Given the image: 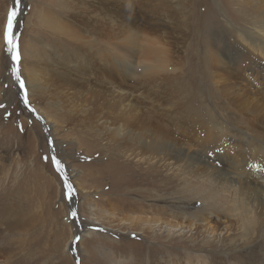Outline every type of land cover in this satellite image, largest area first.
I'll use <instances>...</instances> for the list:
<instances>
[{
    "label": "rangeland",
    "instance_id": "374dc122",
    "mask_svg": "<svg viewBox=\"0 0 264 264\" xmlns=\"http://www.w3.org/2000/svg\"><path fill=\"white\" fill-rule=\"evenodd\" d=\"M139 1L143 2L146 18L158 20L160 29L146 28L145 18L137 21L131 17V11L130 15L121 7L97 3V42L113 40L117 30H123L134 33L135 41L141 42L139 34L145 33L161 44L170 45L171 63L159 70L158 77L152 75L149 65L146 74L142 73L147 64L136 60L128 67L132 78L129 82L144 86L147 99L156 97L166 107L176 110L182 125L175 124L172 118L162 120L156 115L157 109L150 107L149 118L140 131L145 136L148 127L154 126L168 142L166 152L174 153L183 162L187 158L197 162L199 156H188L174 144L195 140L218 121L242 128L246 114L264 112L260 84L246 91L233 90L238 86L227 85L218 78V67L209 61L217 50L210 45L212 34L224 36L228 32L227 24L245 26L254 12L253 0ZM63 2L21 0L13 28L20 54L18 79L14 70L17 62L12 59L13 52L7 50L5 40V25L14 0H0V199H3L2 208H16L17 218L11 223L0 219V261L5 264H145L146 261L168 264L186 250H201L206 230L213 232L210 239L214 240L219 228L215 220L225 226L221 238L228 236L224 238L225 244L214 243L207 250L218 255L229 253L227 248L232 245L233 234L226 232L236 231L234 221L225 214L210 221L173 214L171 204L189 197L180 177L168 172L159 161L149 165L128 156L127 145L136 142L137 136L133 140L129 136L121 138L117 131H111L113 126L107 128L101 124L104 114L113 118L124 114L129 106L124 107L118 100L111 106L102 102L96 118L85 115L74 96L63 97L60 93V99L52 88L47 89L52 96L46 90L42 97L31 91L26 73L32 71L39 57L47 55L65 63L72 61L69 40L45 26L41 17L45 9L69 17ZM141 15L145 17L144 12ZM104 16L110 19H101ZM115 18L117 21L112 23ZM48 22L54 24L51 19ZM226 53L231 54V59L236 57L232 49ZM108 75L116 74L97 62V104L107 94L102 84ZM89 86L96 84L92 82ZM112 159H117L121 168L112 164L116 163ZM57 160L62 168H58ZM152 169L158 177L155 172L152 174ZM67 184L72 185L74 195L72 192L69 195ZM157 219V223H150ZM85 223L93 228H86ZM176 224H183L181 236L164 230L165 226ZM262 245L261 230L232 250L249 262L248 254L251 251L261 254ZM249 264H264V261L256 255Z\"/></svg>",
    "mask_w": 264,
    "mask_h": 264
},
{
    "label": "bare ground",
    "instance_id": "6f19581e",
    "mask_svg": "<svg viewBox=\"0 0 264 264\" xmlns=\"http://www.w3.org/2000/svg\"><path fill=\"white\" fill-rule=\"evenodd\" d=\"M63 1V5L69 10V17L51 14L47 9L41 11V17L45 26H49L69 40L68 50L72 61L65 63L62 59L47 55L39 57L32 71L26 73L31 91L42 97L46 90L52 96L50 90L47 91L48 88H52L53 91H57L56 95L60 99V93L63 97L65 94L69 97L74 96L77 98L80 110L85 115L96 118L102 102L111 106L118 100L121 105L124 103V107L129 106L124 114H117L113 118H110L109 114L99 117L102 119L101 124L107 128L113 126L111 131H117L121 138L129 136L133 140L134 136H137L136 142L127 145L128 156L136 158L138 162L145 161L149 165L159 161L168 172L180 177L189 197L181 203H172L171 212L181 218H195L196 221L215 220L216 216L225 214L234 221L235 230L238 232L233 229H228L226 232L233 234L232 245L227 248L229 253L218 255L212 250H207L214 243L225 244L224 238L228 236L221 238L225 226L222 227L219 220H215L219 228L214 240L210 239L213 232L206 230L201 250H191L192 252L186 250L187 252L185 251L179 259L169 260L168 264H249L250 259L256 255H260L264 261V245L261 254L256 251L248 254L249 262L244 261L242 254L232 250L235 245L245 243L261 230L264 236V112L261 115L246 114L245 125L242 128L218 121L212 123L213 125L210 124L212 127L207 128L206 132L197 136L195 140L178 144L170 142L188 156H199L197 162H191V158L183 162V159L174 153L164 150L168 142L159 136L161 133L152 128L154 126L148 127L145 136L140 131V126H143L149 118L150 107L157 109L156 115L162 120L172 118L175 124L182 125L176 110L166 107L165 103L156 97L147 99L144 86H140L135 81L129 82L132 78L128 67L136 60L147 64V67L141 70L142 73L149 65L152 75L158 77L159 70L167 68L171 63L170 45L161 44L145 33L144 36L139 34L142 37L141 42L135 41L134 33L123 30H117L113 40L97 42V3L104 7L106 4L121 7L130 15L131 11V17L133 16L137 21L145 18L146 28L160 29L158 20L146 18L147 12L143 10V2L139 0ZM251 6L254 12L248 17L245 26L236 27L227 24L228 32L223 33L224 36L220 37L218 33L212 34L210 45L216 46L217 50L214 58L209 61L214 67H218L216 72L218 78L224 79L227 85L238 86L233 90L246 91L260 84L264 92V1L253 0ZM142 12L145 13V17L141 15ZM50 19L53 25L49 24ZM101 19H110V17L104 16ZM116 21V18L111 20L112 23ZM226 41L228 46L225 45ZM227 47H230L236 55V57L232 55L233 60L231 54L226 53L230 51ZM97 62H102L116 74L106 76L102 85L105 86L107 94L99 104H97ZM92 82L96 87L89 86ZM41 112L45 117H49L43 109ZM186 123L184 121L183 124ZM111 161L116 162L112 164L121 168L117 164V159ZM118 172L122 173L121 170ZM153 172L158 177L157 171L152 169V174ZM74 176L78 177L77 174ZM72 194L74 195L73 192ZM2 201L0 199V219L10 220V223L17 220L16 208L8 209L5 206L2 208ZM196 204L200 206H195ZM158 221L159 219L151 220L150 223ZM82 223L83 221L80 222ZM85 224L86 228H93L92 225ZM179 225L165 226L164 230L181 236L184 227L183 224ZM162 228L164 227L161 226ZM0 264L5 263L0 261ZM145 264L149 263L146 261Z\"/></svg>",
    "mask_w": 264,
    "mask_h": 264
},
{
    "label": "snow or ice",
    "instance_id": "6c2138e0",
    "mask_svg": "<svg viewBox=\"0 0 264 264\" xmlns=\"http://www.w3.org/2000/svg\"><path fill=\"white\" fill-rule=\"evenodd\" d=\"M21 4V0H14V6L10 9L6 25H5V40L7 45V50L9 52H13L12 59L17 62V67L14 69L17 78L19 79V67L18 62L20 60V54H19V46H18V37L13 33V28L15 24V20L17 15L19 14V5ZM21 86L23 87V81H20ZM58 168H62V165L57 160L56 161ZM68 189H70L69 195H71V192H74L75 190L72 188L71 184H67ZM79 239V238H77Z\"/></svg>",
    "mask_w": 264,
    "mask_h": 264
}]
</instances>
